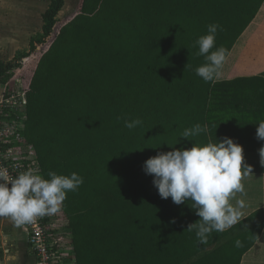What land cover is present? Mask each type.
I'll return each instance as SVG.
<instances>
[{
	"label": "trees",
	"instance_id": "1",
	"mask_svg": "<svg viewBox=\"0 0 264 264\" xmlns=\"http://www.w3.org/2000/svg\"><path fill=\"white\" fill-rule=\"evenodd\" d=\"M263 3L79 0L58 18L64 0H51L27 49L0 60L9 91L18 71L26 100L20 144L35 151L40 174L83 178L62 203L76 264H241L255 245L262 210L201 243L187 231L200 219L191 202L162 199L143 165L173 147L211 142L208 131L189 140L181 133L227 120L247 100L238 81L196 75L205 59L194 43L218 23L211 51L223 46L227 58ZM137 118L142 125L124 126Z\"/></svg>",
	"mask_w": 264,
	"mask_h": 264
},
{
	"label": "clouds",
	"instance_id": "2",
	"mask_svg": "<svg viewBox=\"0 0 264 264\" xmlns=\"http://www.w3.org/2000/svg\"><path fill=\"white\" fill-rule=\"evenodd\" d=\"M218 23L207 26V34L194 43L196 55L203 56L205 63L195 69L205 83L214 81L226 61L227 50L215 46ZM222 30V29H221ZM118 119H120L118 117ZM140 119H125L124 126L133 130L142 125ZM207 125L199 123L186 128L181 138L206 134ZM256 136L264 141V121L257 125ZM261 166H264V146L258 150ZM145 174L153 176V185L162 199L171 198L176 205L191 202V209L200 219L188 225L187 231L195 230L196 238L204 243L213 232H224L242 222L245 188L243 176L250 175L252 168L244 163L243 147L231 138H223L206 144L193 143L190 149H173L159 152L143 165ZM48 179L34 170L10 175L0 166V218H10L17 225L32 223L37 217L53 215L60 211L68 191H75L83 178L73 172L69 176L47 173ZM10 186V187H9ZM235 199V204L231 201ZM175 221H173L174 223ZM235 246L240 247L237 239Z\"/></svg>",
	"mask_w": 264,
	"mask_h": 264
},
{
	"label": "crops",
	"instance_id": "3",
	"mask_svg": "<svg viewBox=\"0 0 264 264\" xmlns=\"http://www.w3.org/2000/svg\"><path fill=\"white\" fill-rule=\"evenodd\" d=\"M16 36H10L6 45L8 49L16 48ZM263 74L264 3L234 44L219 76L214 80L217 84L238 81L240 85L247 86V100L241 96L239 105L234 107L237 112L234 111L227 120L207 126L211 142L227 137L243 147L244 163L252 168V172L242 177L245 194L235 195L246 203V207L242 209V220L251 213L262 210L264 224V166H261L258 152L264 146V141L258 140L256 136L257 125L264 121ZM231 202L235 204V199ZM28 239L24 225H17L10 218H0V264H35ZM241 264H264V226L260 238L242 257Z\"/></svg>",
	"mask_w": 264,
	"mask_h": 264
},
{
	"label": "built area",
	"instance_id": "4",
	"mask_svg": "<svg viewBox=\"0 0 264 264\" xmlns=\"http://www.w3.org/2000/svg\"><path fill=\"white\" fill-rule=\"evenodd\" d=\"M2 87L0 166L7 168L13 176L29 169L40 174L35 151L29 146L20 144L22 123L25 120V93L16 87L11 91L7 89V85ZM24 227L28 232L29 249L34 253L35 264H63L64 258L67 264H76L71 254V236L62 205L57 213L37 217Z\"/></svg>",
	"mask_w": 264,
	"mask_h": 264
},
{
	"label": "rangeland",
	"instance_id": "5",
	"mask_svg": "<svg viewBox=\"0 0 264 264\" xmlns=\"http://www.w3.org/2000/svg\"><path fill=\"white\" fill-rule=\"evenodd\" d=\"M50 1L0 0V42H4L0 44V60L4 62L10 61L17 51L27 49L29 39L41 31L42 14ZM78 1L64 0V7L59 13L58 18H62L71 13L77 7ZM10 36H16L18 39L14 50H10L6 46L8 40H10ZM17 73L18 71L14 70L13 83L15 85L14 88L16 87L20 90L22 89L21 83L14 78ZM2 89L3 87L0 85V93ZM32 255L35 258L34 253ZM65 261L66 259L64 258L63 264H67Z\"/></svg>",
	"mask_w": 264,
	"mask_h": 264
}]
</instances>
